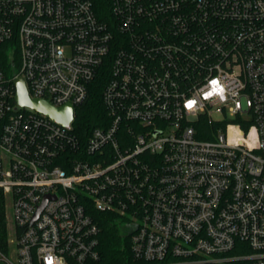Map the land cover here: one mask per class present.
I'll return each mask as SVG.
<instances>
[{
  "label": "built area",
  "instance_id": "2783aa9c",
  "mask_svg": "<svg viewBox=\"0 0 264 264\" xmlns=\"http://www.w3.org/2000/svg\"><path fill=\"white\" fill-rule=\"evenodd\" d=\"M111 5L105 22L92 0H0L18 56L0 66V264L97 263L99 213L139 261L264 264V0ZM107 62L106 118L82 135L75 110ZM19 77L72 121L19 106Z\"/></svg>",
  "mask_w": 264,
  "mask_h": 264
},
{
  "label": "trees",
  "instance_id": "16d2710c",
  "mask_svg": "<svg viewBox=\"0 0 264 264\" xmlns=\"http://www.w3.org/2000/svg\"><path fill=\"white\" fill-rule=\"evenodd\" d=\"M98 17L105 22L113 20L111 0H92ZM0 66L6 76L14 75L18 70V56L7 45L0 46ZM109 63L102 67L100 75L89 86V97L84 105L75 110L74 125L76 132L88 134L94 127L103 125L106 109L102 102L104 88L109 81ZM209 139V136H201ZM101 233L99 236L100 260L95 264H149L136 260L131 250L129 236L121 231V223L114 214H97ZM9 232L6 215V200L0 193V251L9 252ZM177 264H217L214 262Z\"/></svg>",
  "mask_w": 264,
  "mask_h": 264
},
{
  "label": "water",
  "instance_id": "95a60500",
  "mask_svg": "<svg viewBox=\"0 0 264 264\" xmlns=\"http://www.w3.org/2000/svg\"><path fill=\"white\" fill-rule=\"evenodd\" d=\"M14 83L17 90L16 101L19 106L29 107L63 126H67L72 121L73 109L71 106L56 108L49 102L31 99L25 86V82L21 77L17 78Z\"/></svg>",
  "mask_w": 264,
  "mask_h": 264
},
{
  "label": "rangeland",
  "instance_id": "374dc122",
  "mask_svg": "<svg viewBox=\"0 0 264 264\" xmlns=\"http://www.w3.org/2000/svg\"><path fill=\"white\" fill-rule=\"evenodd\" d=\"M220 117L221 116L218 114L214 115V118H220ZM6 215H7V221H8V232H9L10 238L12 239L14 237V222H13V214H12V208L11 207L7 208Z\"/></svg>",
  "mask_w": 264,
  "mask_h": 264
}]
</instances>
